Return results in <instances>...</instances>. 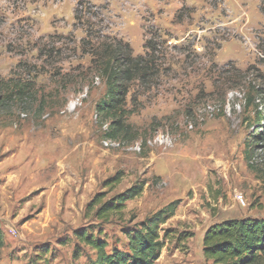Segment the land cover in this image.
<instances>
[{"label": "rangeland", "instance_id": "obj_1", "mask_svg": "<svg viewBox=\"0 0 264 264\" xmlns=\"http://www.w3.org/2000/svg\"><path fill=\"white\" fill-rule=\"evenodd\" d=\"M152 37L160 75L131 83L135 139L124 141L142 150L107 149L93 45L121 40L145 56ZM260 133L264 0H0V264H91L96 252L75 234L86 230L109 253L128 251L134 232L176 201L156 264H213L210 228L264 220V142L252 144ZM142 181L122 214L101 221L89 210L96 195L106 202Z\"/></svg>", "mask_w": 264, "mask_h": 264}, {"label": "trees", "instance_id": "obj_2", "mask_svg": "<svg viewBox=\"0 0 264 264\" xmlns=\"http://www.w3.org/2000/svg\"><path fill=\"white\" fill-rule=\"evenodd\" d=\"M83 3H79L76 13L77 26L82 22ZM93 30L87 31V38L96 37ZM154 37V36H153ZM153 37L147 42L146 49L152 51L145 56H135L129 44L116 40L111 45H93L95 54L99 59V68L107 93L104 100L96 105V113L100 121L108 129L103 137L107 139H120L129 141L135 139L131 135L132 125L128 118L137 113V99L132 97L134 108H128V96L131 83L137 81L141 84H150L160 75V67L153 66L152 59L157 52ZM87 39L83 40L86 43ZM100 41V40H99ZM13 93V92H12ZM24 88L18 89L15 96L23 99L26 96ZM11 99V97H9ZM254 97L247 99L249 106L256 103ZM262 113H259V116ZM262 121V117L259 118ZM264 134H255L252 144L263 143ZM121 174L106 182V186H117L121 183ZM146 182H138L122 194L104 202L105 194L95 196L89 204V210H96V216L101 221L122 214L126 203L140 198L144 192ZM178 201L171 203L159 211L151 219L141 225L129 238L128 251L113 250L108 252L109 244L104 240H98L90 231L75 233L77 239L91 247L97 254L96 260L91 264H156L161 250L164 247L161 231L162 225L175 216ZM4 247V237L0 228V251ZM204 256L213 264H258L264 257V220L242 219L229 220L210 228L204 237Z\"/></svg>", "mask_w": 264, "mask_h": 264}, {"label": "built area", "instance_id": "obj_3", "mask_svg": "<svg viewBox=\"0 0 264 264\" xmlns=\"http://www.w3.org/2000/svg\"><path fill=\"white\" fill-rule=\"evenodd\" d=\"M211 109V108H210ZM192 128V125L190 126ZM108 129V124L104 126V131ZM159 142L161 144H170V138L168 136L160 135L158 138ZM156 143H157V138H156ZM104 147L107 149H121L122 147H131L134 150L141 151L142 150V144L139 142H131V143H126L120 139H107L104 138L103 140Z\"/></svg>", "mask_w": 264, "mask_h": 264}]
</instances>
